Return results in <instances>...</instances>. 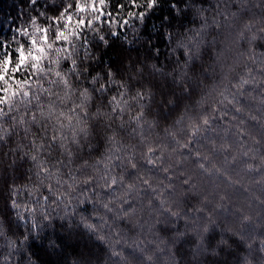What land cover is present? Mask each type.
<instances>
[{
    "label": "clouds",
    "instance_id": "clouds-1",
    "mask_svg": "<svg viewBox=\"0 0 264 264\" xmlns=\"http://www.w3.org/2000/svg\"><path fill=\"white\" fill-rule=\"evenodd\" d=\"M0 264H264V0H0Z\"/></svg>",
    "mask_w": 264,
    "mask_h": 264
}]
</instances>
